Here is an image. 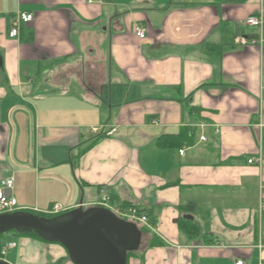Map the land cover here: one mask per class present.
Returning <instances> with one entry per match:
<instances>
[{"label": "crops", "instance_id": "0c3cea01", "mask_svg": "<svg viewBox=\"0 0 264 264\" xmlns=\"http://www.w3.org/2000/svg\"><path fill=\"white\" fill-rule=\"evenodd\" d=\"M0 57V181L20 211L106 196L151 215L129 264H264V0H0ZM7 239L10 264H72Z\"/></svg>", "mask_w": 264, "mask_h": 264}, {"label": "water", "instance_id": "95a60500", "mask_svg": "<svg viewBox=\"0 0 264 264\" xmlns=\"http://www.w3.org/2000/svg\"><path fill=\"white\" fill-rule=\"evenodd\" d=\"M0 57V67H2ZM35 233L49 243L63 246L73 264H129L138 252L143 233L132 222L102 207L77 209L53 218L29 211L0 214V236ZM0 264H10L0 259Z\"/></svg>", "mask_w": 264, "mask_h": 264}, {"label": "built area", "instance_id": "2783aa9c", "mask_svg": "<svg viewBox=\"0 0 264 264\" xmlns=\"http://www.w3.org/2000/svg\"><path fill=\"white\" fill-rule=\"evenodd\" d=\"M34 16L33 14L23 12L20 13L18 18L12 22V26L9 31V37L11 39H15L19 37V31H20V23H30L32 22ZM245 24L250 26V27H260L263 24V20L259 16H250L245 20ZM135 35L140 38V39H145L146 38V31L145 29L141 28L140 26H135L133 29ZM241 44H247V41L245 38H240L239 39ZM115 130H111L110 132L107 133V135H112ZM92 132L96 133L97 129H92ZM205 140V138H202ZM181 155L184 154V151L180 152ZM256 160L250 159L248 162L250 164L254 163ZM257 162V161H256ZM13 179L12 178H6L0 181V214L4 213H14L17 211H20L18 208V202L15 197L11 195V191L13 190ZM109 199L104 196L102 200L96 204V207H102L111 210L114 214H116L119 218L129 221L132 223H135L137 225H142V226H148L150 224V219L148 215L145 213L139 212L138 209L136 208H131L128 210H124L121 208H116L110 204ZM60 206H55L54 210L51 212V214H59L60 213ZM260 213L264 214V202L260 208ZM16 246L15 242H8L4 247L2 251V255H5L8 250L14 248ZM236 264H247L243 260H238Z\"/></svg>", "mask_w": 264, "mask_h": 264}, {"label": "trees", "instance_id": "16d2710c", "mask_svg": "<svg viewBox=\"0 0 264 264\" xmlns=\"http://www.w3.org/2000/svg\"><path fill=\"white\" fill-rule=\"evenodd\" d=\"M191 207H192L191 205H188L187 208L189 209V208H191ZM138 210H139V209H138ZM139 211H140V210H139ZM140 212H141V211H140ZM32 213H34V214H36V215H38V216H41V217H46V218H53V217H56V216H58V215H61V214H50V215H48V214H41V213H37V212H32ZM142 213H143V212H142ZM145 214H146V212H145ZM147 214L150 215L149 212H147ZM150 216H151V215H150ZM153 223H154V222H153ZM182 227H183V230H184V231H185L190 237H194V236H196V235L199 234L198 227H197L195 224L191 223V222H188V221L184 222V225H182ZM11 233H13V234H15V235H18V236H28V237H33V238H36V239H38V240H40V241H42V242L49 243V242H47V241L42 240L41 238H39L35 233H30V234H18L17 232H11ZM4 235H5V234H4ZM4 235L0 236V259H3V257H4V256H2V253H1V252H2V249H3V247L6 245V243H8V239H7V240L3 239ZM151 245H152V246H158V245H160V242L157 241L156 239H154V240L152 241ZM135 253H136V252L130 253L129 256H128V258L130 259L133 255H135Z\"/></svg>", "mask_w": 264, "mask_h": 264}, {"label": "rangeland", "instance_id": "374dc122", "mask_svg": "<svg viewBox=\"0 0 264 264\" xmlns=\"http://www.w3.org/2000/svg\"><path fill=\"white\" fill-rule=\"evenodd\" d=\"M9 237H13V238H15L16 240H20V238H21V236H18V235H15V234H13V233H7V234H5L4 235V237H3V239H5V240H7V238H9ZM36 239V238H35ZM38 240V239H37ZM7 244V243H6ZM2 251H3V249H2ZM10 252V251H9ZM2 253V252H1ZM7 254V253H6ZM5 254V255H6ZM5 255H2V256H4L3 257V259L5 258H8V259H12V254H10L9 256H5ZM62 264V263H61ZM73 264V263H72Z\"/></svg>", "mask_w": 264, "mask_h": 264}]
</instances>
